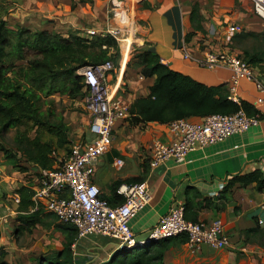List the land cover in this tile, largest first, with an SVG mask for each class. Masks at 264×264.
Listing matches in <instances>:
<instances>
[{"label":"crops","instance_id":"1","mask_svg":"<svg viewBox=\"0 0 264 264\" xmlns=\"http://www.w3.org/2000/svg\"><path fill=\"white\" fill-rule=\"evenodd\" d=\"M133 2L138 20V43L141 46L146 44L155 51L162 63L209 85L223 83L229 88L231 71L222 66L199 67L192 58L184 57V50L187 49L193 56L201 55L204 50H219L221 43L232 36L226 32L230 23L241 24L245 31L264 32V22L254 13L251 0ZM0 4L7 7L3 17L11 28L21 26L33 31L45 29L64 36L74 31L85 36L88 28L101 32L111 27L105 0H87L78 5H71L69 0H0ZM14 8L15 12L9 13V9ZM8 15L11 21L7 20ZM122 18L126 20V15ZM127 38L131 40V37ZM131 41L133 43L134 38ZM234 51L241 53L242 49ZM123 58L121 63L126 61L127 55ZM135 66L132 68L135 75L129 80L127 92L122 95L119 85L116 93L128 103L135 97L148 95L155 79L154 76L140 75L138 66ZM123 68L120 66L118 75L122 72L126 75L128 67L125 71ZM233 93L239 104L241 101L249 102L259 113L257 124L189 151L182 162L167 159L150 166L153 141L171 140L167 124L134 122L127 117L116 121L111 136H119L118 157L121 150L125 153L128 149L131 158L135 155L138 157L137 167L126 173L112 171L111 159L107 155L111 150L110 144L96 164L92 180L106 197L112 196L110 185L114 180L142 175L143 166L146 167L143 181L148 185L150 198L129 220L139 240L145 238L159 217L176 204L186 207L189 219L206 223L213 219L221 220L228 237V243L223 248L204 246L199 252H191L179 237L153 241L149 249H160L165 264H264V223H258L259 219L264 221L261 191L255 182L244 185L237 181L228 187L233 177L254 170H259L264 176V102L256 103L259 92L255 84L247 79H241ZM86 118H83L84 126L79 125L70 131L72 144L90 138L88 115ZM192 118L198 120L200 117ZM19 164L28 170H19V167L3 159L0 153V259L9 264H34V251L41 248L38 234L34 236L41 225L37 224L31 233H25V238L32 237L30 244L20 242L25 234L19 236L18 240L12 235L14 226L19 223L15 220L18 203L14 200V191L21 185L31 183L35 170L24 160L19 161ZM28 172H32L30 179H26ZM221 183L226 186L223 193V189L219 188ZM221 195L225 198H220ZM52 230L57 231L54 225L48 232ZM47 243L50 244V238ZM145 246L146 243L137 248L147 249L148 246ZM71 248L74 264H116L120 256L126 257L115 239L98 234L79 240ZM30 253L33 256L30 257Z\"/></svg>","mask_w":264,"mask_h":264},{"label":"trees","instance_id":"2","mask_svg":"<svg viewBox=\"0 0 264 264\" xmlns=\"http://www.w3.org/2000/svg\"><path fill=\"white\" fill-rule=\"evenodd\" d=\"M6 12L7 7L0 4V153L21 171L28 170L19 164V161L24 160L34 167L33 174L37 175L39 169L54 168L59 150L66 155L72 144L69 126L60 117L54 119L52 101L45 98L61 92L71 99H83L84 83L77 70L85 65L116 62L119 47L117 40L110 34L100 33L88 38L74 31L64 36L45 29L31 31L21 26L13 29L3 17ZM249 36L257 44L243 48L238 55L257 67L264 76V32L242 30L230 39L243 40ZM260 36L262 39L259 42ZM228 45L231 49L235 48L231 43ZM133 56L140 75L155 77L148 95L135 97L130 102L129 117L134 122L167 124L181 117H202L215 112L233 113L240 107L249 115L256 112L249 102L241 101L238 104L229 99L225 84H205L162 63L160 56L146 44L136 48ZM130 65L126 63V67ZM109 73L113 75V81L115 73ZM34 127L36 129L31 136L30 130ZM9 129H14L11 147L5 143ZM145 172L146 167L143 166L142 175L114 180L110 185L112 196L102 197L112 204L116 203L120 199L115 192L117 185L124 180L143 181ZM237 181L244 185L255 182L257 189H264V176L259 170L233 177L228 187ZM222 189L223 193L226 186ZM14 192L19 197L15 216L19 223L14 226L12 235L17 239L25 233H31L37 224L46 225L45 218L53 213L43 208L30 211L32 192L27 185L19 186ZM220 198L225 197L221 195ZM185 217L189 219L186 211ZM54 227L64 233L60 249L45 257L36 256L34 264H74L71 245L76 239L75 227L59 221L55 222ZM175 237L185 242L184 235ZM170 238L174 237L164 239ZM152 245L153 241L146 243L147 249L141 252L137 250L138 253L124 257L117 264H165L162 251L149 249ZM123 250L126 254L130 249ZM0 264L9 263L0 259Z\"/></svg>","mask_w":264,"mask_h":264},{"label":"built area","instance_id":"3","mask_svg":"<svg viewBox=\"0 0 264 264\" xmlns=\"http://www.w3.org/2000/svg\"><path fill=\"white\" fill-rule=\"evenodd\" d=\"M116 3L112 0L113 7L109 10L114 11ZM251 3L254 13L264 22V0H251ZM116 14L119 12L115 11ZM242 30V25L238 23H230L226 27L229 36ZM117 32L116 27L101 32L88 28L84 37L102 33L116 39ZM184 57L192 58L199 67L222 66L229 69L231 76L227 97L232 101L239 104L233 90L241 79H247L255 84L259 92L256 103L264 102V76L230 47L227 50H204L199 56H193L186 49ZM113 68V62L106 61L98 65H85L77 70L84 83L83 102L89 117L90 138L73 143L70 151L58 159L54 168L39 169L31 183L25 184L32 192L30 211L43 208L53 213L59 222L75 227L76 239L71 247H75L79 240L97 234L115 239L123 249L179 235L185 236V244L191 252H199L204 246L214 249L225 247L228 237L221 220L213 219L210 223L189 220L185 217L183 204L172 206L159 217L145 238L137 239L129 220L150 198L146 181L119 183L115 192L120 199L114 204L102 197L100 188L92 180L96 164L109 148L116 121L129 117L130 103L116 95L119 77L116 82H109L107 78ZM258 122V112L249 115L241 107L233 113L215 112L198 120L192 117L172 120L167 123L171 140L153 141L149 164L155 166L167 159L182 162L189 151L242 132ZM223 187L221 183L219 188ZM261 194L264 206V189ZM14 197L18 203L19 197ZM258 223L264 221L259 219Z\"/></svg>","mask_w":264,"mask_h":264},{"label":"rangeland","instance_id":"4","mask_svg":"<svg viewBox=\"0 0 264 264\" xmlns=\"http://www.w3.org/2000/svg\"><path fill=\"white\" fill-rule=\"evenodd\" d=\"M11 1V0H9ZM70 4L73 5L75 4H81V2L83 1H87V0H69ZM92 2V0H89V2ZM106 1V5L108 8L113 7L112 4V0H105ZM108 1V3H107ZM115 2H117L114 8H116L114 11L113 10H109L108 15L111 17V27H116V29H118V32L115 34L116 35V39L118 42V55H117V59L116 62H113L114 68L113 71L115 73V79H113V81L116 82L118 76H119V85L120 87H122L121 89V94H125L127 92V85L129 83V80L134 77L135 75V71L132 68H135V56L134 52L135 49L140 47L141 45L138 43V39L137 36H139L138 34V28H137V17L134 11V5H132L134 2L133 0H115ZM12 10V11H11ZM9 9V13L11 12H15V8L14 9ZM123 12L126 15V20H124V18L120 19L119 14L114 15V12ZM10 15V14H9ZM8 15L7 20L11 21L10 16ZM12 16V15H11ZM113 18V19H112ZM14 21V20H12ZM123 21V22H122ZM15 29V27L13 28ZM33 31V30H31ZM96 35V34H93ZM234 35V34H233ZM127 37H131L134 38V41L132 43L131 40H129ZM262 39V37H258V40L260 42V40ZM232 41V42H231ZM229 43H231V45H233V47H235L234 49H243V48H249L252 45L257 44L256 40L253 37H246L243 40H231L230 38L227 39L225 42L221 43V48L222 50H227L229 47ZM233 49V50H234ZM235 53H237L235 51ZM238 54V53H237ZM127 55V59L126 62L124 64V68L126 70V63L128 62L129 64L131 63V65L128 67V70L126 72V75H124V73L122 72L120 75L119 74V68H120V61L124 60L123 57H125ZM123 62V61H122ZM124 70V71H125ZM78 74V72H77ZM112 77L113 75H108V81L109 82H113L112 81ZM124 77V78H123ZM128 80V82H127ZM122 97V96H121ZM45 99L47 100H51V106L54 108L55 110V116L54 119L57 118H61L68 126H69V134L70 131H74L75 127L82 125L84 126L85 123L83 121V118H86V111L84 109V102L83 99L80 98H74L71 99L67 96V94L65 93H61V92H56L51 96L46 97ZM125 99V98H124ZM46 107V104L43 105V108ZM87 119V118H86ZM35 127L33 129L30 130V135L33 136L34 135V131H35ZM75 134V133H73ZM14 135V129H9V131L6 134V145L8 147H11V143H12V138ZM44 137H46L44 135ZM119 136H111L110 137V147L111 150L109 153H107V155H109V158L111 159V170H117L118 173H126V172H131L133 171L136 167H137V161H138V157L135 155L131 158V156L128 154V149H126V152L124 153L121 150L120 153V158L118 157V153H117V147L118 144L120 143L119 141ZM72 145V144H71ZM117 153V155L115 156V158H113V155ZM65 153H63V151L59 150V153H57V158L58 159H62L64 157ZM4 159V157H3ZM108 166V164H107ZM32 172H28L26 174L27 178L26 179H30ZM34 175V174H33ZM45 211V209H43ZM42 210V211H43ZM45 222L46 225H41L38 229V232H35L36 235L34 237L39 236L41 243L40 246L41 248L39 250L34 251V256H48L51 253H53V251L60 249L61 247V242L63 241L64 237V233H62L61 231L57 230V231H51L50 233L49 228L54 225V222H58V220L55 219V217L53 215H50L49 217L45 218ZM26 234L24 236V239L20 238V242H27L28 244H30L32 242V237H29L28 239L25 238ZM48 238H50V244L47 243ZM19 239V238H18ZM16 239V240H18ZM36 239V238H35ZM46 242V243H45ZM50 245V248H49ZM141 252L144 250V247H140V249H130L129 251H127L126 256H133L135 255L137 252ZM123 253V252H122ZM30 257L33 256L32 253H30ZM125 255H123V257L120 256V258L117 261H120L121 259L124 258ZM35 261V259H34ZM118 262H116L117 264ZM32 264V263H31ZM110 264V263H109Z\"/></svg>","mask_w":264,"mask_h":264},{"label":"bare ground","instance_id":"5","mask_svg":"<svg viewBox=\"0 0 264 264\" xmlns=\"http://www.w3.org/2000/svg\"><path fill=\"white\" fill-rule=\"evenodd\" d=\"M119 15H120V17H124L125 16V14L123 13V12H119ZM126 62V61H125ZM125 62L124 63H121L120 62V66H124V64H125Z\"/></svg>","mask_w":264,"mask_h":264},{"label":"water","instance_id":"6","mask_svg":"<svg viewBox=\"0 0 264 264\" xmlns=\"http://www.w3.org/2000/svg\"><path fill=\"white\" fill-rule=\"evenodd\" d=\"M151 242V241H150ZM131 249V248H130ZM132 249H134V248H132ZM120 254H121V252H120Z\"/></svg>","mask_w":264,"mask_h":264}]
</instances>
